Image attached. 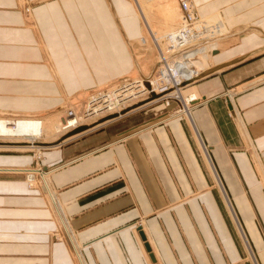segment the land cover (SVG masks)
<instances>
[{
  "label": "crops",
  "instance_id": "crops-1",
  "mask_svg": "<svg viewBox=\"0 0 264 264\" xmlns=\"http://www.w3.org/2000/svg\"><path fill=\"white\" fill-rule=\"evenodd\" d=\"M189 1L224 27L182 90L200 103L184 118L139 107L48 149L47 191L0 177V264H264V0ZM143 29L126 0H0V116L143 77ZM29 163L0 154V169Z\"/></svg>",
  "mask_w": 264,
  "mask_h": 264
},
{
  "label": "rangeland",
  "instance_id": "rangeland-1",
  "mask_svg": "<svg viewBox=\"0 0 264 264\" xmlns=\"http://www.w3.org/2000/svg\"><path fill=\"white\" fill-rule=\"evenodd\" d=\"M126 1H128L132 4L133 9L136 12V15L138 16L139 20H141V22L143 24L144 32H143V36H142V41L146 42V43L143 45V49H140L141 47L140 48L138 47V49L140 50L139 51L140 53H144L146 51L147 52H153V58H154L153 61L154 62L151 65V69L149 71H146L145 74L141 73L143 75V77L137 76L136 74L133 73L130 76L120 78L114 82H111L110 84L99 86L98 88H95L94 90H92L89 93V95H91V94L96 92L94 94V96L89 97L88 99H86V97H87L86 94L76 96V97L66 98L65 100L63 99L57 108L51 110V111H54L57 109L54 112L35 114V115H26V116H7V117L0 116V120H4L10 128H13V126L11 125V123H13V121L16 122L18 120L25 119V117L27 119H30V118L38 119L43 124L42 138L37 139L35 141L36 144H40V146H42L41 147L42 149H40V150L28 149L27 147L29 145H28L27 141H24L22 139H17V138H15V139L14 138L4 139V138L0 137V154L28 155V156H30V163L28 164L29 166L27 165L26 168H22L23 170L24 169H30V170L42 169V171H45V172H52L54 169L47 168V166H45L43 164L45 162L44 154L48 151H51L48 149H50V148H56L57 149V147L65 145L71 141L78 140L79 138H81L83 136H86L88 134L96 133L100 130H103L106 128V126L114 124L118 121H121L128 114H132L133 112H135V111H131V110H134L136 108L138 109L139 107L143 106V103H148V102H150V100L153 99V98H149L151 95V93L149 91L145 90V92H146L145 93L144 91L141 90V93L143 92L142 95L139 94L140 96L138 95L137 97H135L136 99L132 98V96L134 94L133 92H127L125 94L126 98L124 97L121 99L122 100L121 101L122 103H120L121 105H119L117 107V109H115V110L106 111V108L104 106V103H106V104L108 103V105H109V102H106V100H107L106 98L110 93H111L110 95L114 94L113 93L114 90H115V92L121 91V89H125L127 86L132 87L131 81H134L137 79L138 80H140V79L145 80V79L152 78V76H154L156 68L158 66H160L158 64V57H159V53L157 51L158 45L161 47L160 49L162 51H164L163 50L164 49L163 48V46H164L163 45V41H164L163 38L166 37L165 35L172 32V30L176 31L183 26V20L182 21L176 20V18L178 16L180 17V15H181L180 2H182V1H179V0L178 1H175V0H126ZM184 1L190 2L189 0H184ZM192 5L194 6V4H192ZM195 9H196V7H195ZM30 10H31V8L29 6L25 7L24 12L22 10L23 16L25 17L24 13L30 12ZM210 17H212V16H210ZM210 17H207V18H201L200 17V18L202 19L201 21H203V23H205ZM221 24H222L221 20L215 21V22L213 21L211 23V25L209 26L210 33H212V29L214 31V33L212 34L213 36H210L209 38L207 37L206 38L207 41L203 44H202V42H199V43L196 42L195 44H193V46H194L193 48L190 46V48L187 50L190 53L189 52L188 53L191 54V51L193 53V50H194V52L196 50V51H199L198 52L199 57H204L203 53H206V54L209 53L213 56L217 50V47H216L217 44L215 43V41H216L215 39H217L221 35L222 36L224 35L223 31H222V33L220 32L221 30L224 29V27L220 26ZM212 25H213V27H212ZM218 28L220 31L218 30ZM218 32H220V34ZM156 40H158L157 43H156ZM136 43H138V42H136ZM135 48L137 49V45ZM200 50H202V51H200ZM208 50H209V52H208ZM205 51H207L208 53ZM183 57H184V55H183ZM183 57H181V58H183ZM210 59L209 60L206 59V60L211 62ZM199 60H200V58H192V61H195L196 63ZM197 66L200 68L199 70H203L205 67H207V66L201 67L202 66L201 62L197 63L195 68ZM147 82H148V80H146L144 83V84H146V86H147ZM111 84H113V85H111ZM190 84H192V83H190ZM190 84H188V85H190ZM126 89H128V88H126ZM105 95H107V96L105 97ZM93 97H99L102 99L100 101L101 104L99 106H97L94 110V111H96L99 109L98 113L94 112V114H95L94 116H92L91 118H86L82 122V124L79 126H73V127L71 126L70 127L69 125H67V127L69 129H67V127L65 128L66 124L70 121V120L66 119V116H65L66 110H72L77 116H82L84 111L86 110V107H87L89 101ZM181 97L186 98L183 96V94ZM72 100L73 101L74 100L81 101L82 103L81 104H72V103H75V101L73 102ZM171 102L173 103L172 109H171V112H172L171 115H173V114L175 115V113L181 111V109L183 110V107H181L182 106L181 101L179 102V101L173 99V101H171ZM79 105H82V107L79 109L80 111H78ZM158 105H161V104H158ZM147 109L150 110L151 107L141 109L135 113L140 114L142 112H145ZM179 117L183 118L182 115H180ZM11 120H13V121H11ZM102 124H104V125L101 126ZM85 131H86V133L83 134V132H85ZM24 142H25V144H23ZM6 146H8L9 148ZM0 170H5L8 172L9 171L14 172V170H21V169H14L13 170L12 168H9V169L2 168ZM18 174H20V173H18ZM3 176L6 178L20 177L22 181L26 180L27 185L30 186L29 185L30 183L27 180V176L24 174L16 175V176L7 175V174H0V177H3ZM47 179H48V177H46V179H44V181L46 182ZM32 182L34 184V186H33L34 189L37 187H42L47 191L46 187L43 185L42 180H40L39 176H35V179H33ZM45 185H46V183H45ZM30 189H32V188H30ZM47 197H49V196L47 195ZM53 211H55V210L53 209ZM61 229H60V231H61ZM54 240H57V239L54 238Z\"/></svg>",
  "mask_w": 264,
  "mask_h": 264
},
{
  "label": "bare ground",
  "instance_id": "bare-ground-1",
  "mask_svg": "<svg viewBox=\"0 0 264 264\" xmlns=\"http://www.w3.org/2000/svg\"><path fill=\"white\" fill-rule=\"evenodd\" d=\"M180 12L183 20V26L178 30L176 31L172 30V32L165 35L166 37L163 38L164 51H162L160 49L161 47L158 45V49H157L159 53L158 64L160 66L156 68L154 76H152V78L145 80L137 79L131 81L132 87L127 86L126 88L128 89L126 88L121 89V91L118 92H115L114 90L113 91L114 94L110 95L111 94L110 93L108 96L105 95V97L107 96L106 102H109V105L108 103L107 104L104 103L106 111H112L117 109V107L121 105L120 103H122L121 99L125 97V94L127 92H133L134 94L132 98H135L139 94L142 95L143 92L141 93V90L144 92L145 90L149 91L151 93L149 98H153L152 100H150V102L143 103V106L141 107L147 108L153 105L161 104L165 108H169L171 104H173L171 102L173 101V99L179 102L181 101L182 104L181 103L180 104L182 105L181 107H183V110L181 109V111L175 113L173 117H179L180 115H182L184 118L189 116L192 109L195 108V106H197L198 103H200V101L198 102V100L193 95L187 96L186 98L181 97L182 90L186 86H188V84L194 83L200 77L202 70H199L200 68L198 66L196 67L197 69L195 68L197 63L201 62L202 64L201 67L208 66L210 62L207 60H209L212 57V55L208 53L209 52L208 50V52L205 51L208 54L203 53L204 57H199V53H198L199 51L195 50L194 52L193 50L192 53V51L190 50L191 54H189L190 52L187 50L190 48V46L193 48L194 47L193 44H195L196 42L198 43L202 42L203 44L207 41L206 40L207 37L209 38L210 36H213L212 34L214 33V31L212 29V33H210L209 26L213 21L214 22L220 21L221 19L219 18L218 15H213L205 23H203V21H201L202 19L198 16L195 7L190 2H186V1L180 2ZM187 17L189 18V22L186 19ZM222 31H224V29L221 30L220 32L222 33ZM220 32L218 33L220 34ZM157 41L158 40H156V43ZM192 58H200V60L196 63L195 61H192ZM204 69H206V67ZM146 80H148L147 86L146 84H144ZM163 87H165V89L161 90V88ZM168 88L170 92H168ZM101 100L102 99L99 97H93L89 101L86 110L84 111L82 116H77L72 110H66L65 116L67 120H70L69 121L70 123L68 122L65 128L67 127V125H69L70 127L79 126L86 118H91L92 116H94L95 115L94 112L98 113L99 109L96 111L94 110L97 106L101 104L100 102ZM231 114L236 116V113L233 110H231ZM11 125L13 126V128H10L4 120H0V137L4 139H10V138L22 139L24 141H27L29 145V146L27 145L28 149H37V150L42 149L41 148L42 146H40V144L35 143L37 139L42 138V128H43L42 122H40L38 119L35 118L27 119L25 117V119H21L16 122L13 121ZM67 129L69 128L67 127ZM23 144H25V142ZM14 172L26 175L27 180L30 183L29 184L30 188H33L34 186L32 181L33 179H35V176H39L40 180H42V183L45 186L46 182L44 181V179H46V177L50 173H52V172L42 171V169L39 170L21 169V170H14ZM54 210L55 211L57 210L56 207Z\"/></svg>",
  "mask_w": 264,
  "mask_h": 264
},
{
  "label": "built area",
  "instance_id": "built-area-1",
  "mask_svg": "<svg viewBox=\"0 0 264 264\" xmlns=\"http://www.w3.org/2000/svg\"><path fill=\"white\" fill-rule=\"evenodd\" d=\"M187 19V21L189 22V18L187 17L186 18ZM165 89V87H163V88H161V90H164ZM168 92H170L169 91V88H168ZM68 114H71V113H68ZM58 226H59V228H60V223H58ZM61 229V228H60ZM61 232H63L62 230H61ZM54 238H56V236H54ZM57 239V238H56Z\"/></svg>",
  "mask_w": 264,
  "mask_h": 264
},
{
  "label": "water",
  "instance_id": "water-1",
  "mask_svg": "<svg viewBox=\"0 0 264 264\" xmlns=\"http://www.w3.org/2000/svg\"><path fill=\"white\" fill-rule=\"evenodd\" d=\"M140 237H141V239L143 240V237H142L141 234H140ZM145 249L148 251V246H147V245H145Z\"/></svg>",
  "mask_w": 264,
  "mask_h": 264
}]
</instances>
